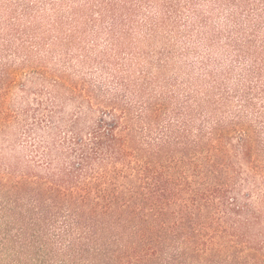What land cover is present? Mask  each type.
<instances>
[{
    "label": "trees",
    "instance_id": "obj_1",
    "mask_svg": "<svg viewBox=\"0 0 264 264\" xmlns=\"http://www.w3.org/2000/svg\"><path fill=\"white\" fill-rule=\"evenodd\" d=\"M0 264H264V0H0Z\"/></svg>",
    "mask_w": 264,
    "mask_h": 264
}]
</instances>
